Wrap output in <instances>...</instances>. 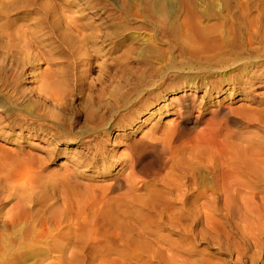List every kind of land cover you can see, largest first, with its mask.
Listing matches in <instances>:
<instances>
[{
    "label": "rangeland",
    "instance_id": "1",
    "mask_svg": "<svg viewBox=\"0 0 264 264\" xmlns=\"http://www.w3.org/2000/svg\"><path fill=\"white\" fill-rule=\"evenodd\" d=\"M149 1L154 0H148V4ZM195 1H172L174 24L182 26L183 34L191 31L189 20L185 19L192 15ZM250 5L254 9L264 7V0H252ZM169 18V14L163 16L148 6L147 0H0V193L12 195L0 207L13 204L14 195H23L30 199L29 206L36 203L34 207H40L29 223L35 226L30 231L26 228L17 233L21 226L5 228L4 238L10 251L1 255L0 264H264V182L253 188H238L244 195L254 194L253 203L258 209L251 222L239 218L232 206L226 208L217 200L209 217L194 221L193 243L173 259L166 250L144 247L142 242L150 240L137 237L143 228L148 232L160 230L177 242H185L188 237V222L179 220L183 229L165 224L168 216L164 206H156L159 202L151 198L156 188L174 187L169 164L162 163L159 174L138 191L148 203L142 209H132L122 198L99 199L97 203L84 188L110 183L118 173L125 177L135 155H142L141 150L127 143L133 137L139 140L151 131L154 123L157 126L153 129L160 131L176 117L168 107L149 114V110L143 109V100L132 108L119 110L113 119L108 118L116 88L123 83L125 90L131 89L138 81L136 74H166L161 78L160 90H169L163 96L169 101L173 98L174 102L177 97L187 98L186 102L192 100L190 117H203V123H216L212 115L216 104L239 107L244 102L251 112L259 105L264 107V78L246 88L242 85L231 89L232 84H222L223 93L233 90L235 95H210L212 98H207L203 105L205 89L211 81L219 78L218 74L226 73L230 78L239 69H221L212 76L188 68L170 69L168 64L172 60L179 63L187 54L175 46L177 37L172 33L173 26L167 23ZM241 25L236 22L230 38L227 34L228 45L240 50L243 40V45L250 49L261 48L260 43L252 45L247 34L238 32ZM209 30V35H216V26ZM144 41L163 51L165 59L158 61L157 54L149 51ZM206 55L209 54L201 58L207 59ZM83 76L86 79L82 81ZM195 81L200 89L190 88ZM246 92L249 99L239 101V96H246ZM225 95L228 98L223 99ZM159 101L153 107H159ZM173 105L178 108L176 103ZM138 111L146 115L143 128L136 130L138 125L131 124L129 116ZM249 117L248 113L238 115V132L258 129L264 118L247 123ZM106 118L115 125L112 131L101 129ZM202 126L192 124L188 128L197 130ZM59 140L71 145L58 144ZM91 141L95 148L90 147ZM69 157L80 158L83 163L76 159L72 162ZM161 159L165 161L164 157ZM185 161L175 167L176 172L183 168L190 171L184 180L190 183V195L204 189L218 195L214 174L198 162L189 158ZM73 166H80L85 175L81 177L85 197L80 206H65L57 184L61 183L65 169ZM123 192L124 188H118L108 195L119 196ZM66 197H70L69 192ZM34 198L38 200L31 202ZM202 201L200 198L198 207ZM236 206L244 210L247 205L237 201ZM50 209L57 212L56 217L48 216ZM7 218L0 214V225H8ZM46 219L54 222L50 225ZM159 220L160 227L154 229Z\"/></svg>",
    "mask_w": 264,
    "mask_h": 264
},
{
    "label": "bare ground",
    "instance_id": "2",
    "mask_svg": "<svg viewBox=\"0 0 264 264\" xmlns=\"http://www.w3.org/2000/svg\"><path fill=\"white\" fill-rule=\"evenodd\" d=\"M172 1L154 0L153 2L149 1L148 4L147 0V5L156 9L161 15H170L171 18H169L167 23L173 26L172 33L177 37L175 46H178L182 53L185 52L187 54L179 63L172 60L168 64L170 69L188 68L211 76L221 69L224 71L232 68L239 69V72L233 74L230 78H228L229 75L226 73L218 74L219 78L211 81L210 87L205 89L203 105L208 102L207 98H212L210 95H214L217 98H220L223 94H227L229 98L235 95L233 90L224 91L223 93L224 85L222 84H232L231 86L233 87L231 89L242 85L246 88L264 78V65H262L264 64V51L262 50L264 49V7L254 9L250 5L252 0H236V2L235 0H196L191 7L192 15L185 19V21L189 20L187 24L191 31L189 34H183L184 32L181 31L183 29L182 26L174 24L175 10L173 7L174 2ZM232 12H237L238 15ZM213 20H218L219 22L212 25L205 24ZM70 22L76 24L73 20ZM236 22L242 24L240 26L241 31L238 32L247 34L250 44L253 45V42L260 43L261 48L253 47L250 49V47L243 45V40L240 50H235L228 45L227 34L229 33L228 36L230 38V34L234 32L235 28L233 26ZM214 26H216V30H214L216 35H209L211 32L209 29H213ZM144 43L147 44L149 51L157 54L156 59L158 61L165 59V53L157 49L152 42L144 41ZM181 45L183 48H181ZM203 54H209L208 56L206 55L207 59L203 60L204 58H201ZM205 74L201 76L205 77ZM136 75L138 76V81L131 89L125 90V84L123 83L116 88L115 93L112 95L113 99L110 100V116L108 118L111 117L113 119L119 110L132 108L133 105L144 100L143 109L149 110V114H155L161 109L160 107H168L167 110L169 112L173 109L172 113L176 115L175 119L169 121L160 131L153 129V127L157 126V123H154V126L150 128L151 131L142 134L139 140H135L133 137L127 143L132 145L133 149L141 150L142 155L141 157L135 155L130 165L131 170L125 177H119L118 173L113 176L110 183L97 185L95 188L84 186V180L81 178L85 177L84 173L80 171V166H73L67 167L65 172L61 174V183L57 184V187L62 192L61 196H63L62 200L65 206L74 203L80 206L82 199L85 197V188L88 191V197L92 198V200L96 199L97 203L99 199L110 198L117 200L122 198L124 204L132 205V209L136 207L142 209V207H148V203L141 198L138 191L150 178H155L159 174L162 163L165 165L169 164V174L174 177V187H162V190L156 188L152 191L151 198L152 201L159 202L156 206H164V212L168 216L166 222L164 221L165 224L169 223L173 228L180 229L184 225L179 221L180 219H185L188 222L186 225L188 237L185 242H177L172 240L169 235L159 233L160 230L148 232L144 228L139 230L137 237L150 240V242H142L144 247L166 250L170 253L171 259H173L178 255V252L189 248L193 243L194 221L201 216L209 217L211 215V207L217 200L222 201L226 208L232 206L234 213L245 221L251 222V218L257 216L255 211L258 207H256V203H253L254 194L244 195L239 193L238 188L241 186L253 188L255 185L264 182V118L260 120L259 127L256 130L244 129V132L240 133L236 128L240 126L239 114L248 113L250 117L246 122L249 123L264 117V107L259 105L251 112L249 108L244 106L246 105L244 102L239 107H222L216 104L214 105L216 107L212 110L216 123L208 120L203 123V117H196V119L190 117L191 109L193 108L192 100L191 102H186L187 98L177 97L174 102L172 101L173 98L169 101L167 97L163 96L169 90L167 88L160 90L161 78H164L166 74ZM81 79L82 81L85 80L86 76ZM206 83L208 82L203 81V84ZM190 85V88H194V90L199 88L196 81ZM214 91H216V94L213 93ZM247 92L246 96L240 95L238 100H248ZM145 93L148 95H144ZM190 93L189 91L184 93V95ZM227 96L225 95L222 98L224 99ZM54 98L57 99L56 93ZM159 100L164 101L165 104H161L160 102L162 101ZM158 101L159 107H153ZM174 103H176L177 109H175ZM145 115L138 111L134 116H129L131 124L138 125L136 130L143 128ZM108 118L101 125V129H105V132L107 130L112 131L115 128V125L112 122L110 123ZM220 121H225V123L217 125ZM192 124H203V126L197 130L188 128ZM57 143L66 145V147L71 145L69 141L64 142V140H59ZM89 145L95 148V144L92 141ZM96 145L99 146L100 142L97 141ZM162 157H164V162L161 159ZM185 158L202 164V168L205 171L214 174L218 195L214 192L208 193L205 189L196 195L194 193L190 195V183L184 181L188 178L190 171L183 168L176 172L175 167L177 163L186 162ZM69 159L72 162H75L74 160L76 159L78 163H83L80 158L69 157ZM138 165L139 168L136 169ZM118 188H124V192L119 196L108 195ZM92 189L93 193L90 192ZM68 192L70 197H66ZM10 196L12 195L5 192L0 193V204L2 201H7ZM200 198L203 201L200 205L201 207H198ZM14 199L15 202L9 207H0V214L8 216V225L3 223L0 225V257L10 251V245L7 244L4 238L7 232L4 231L5 228L9 226L14 229L17 226H21V230H17V233H22L26 228H29L30 231L35 226H29V223L40 209V207H34L36 203H34V206H29L30 199L23 195H14ZM37 200L38 198H34L31 199V202H36ZM237 201L245 202L246 208L242 210V208L237 207ZM177 203H179V206H175ZM110 205L108 204L107 207H110ZM157 215V210H155V216ZM48 216L54 218L57 216V212L50 209ZM162 218L164 217L160 219ZM5 220L3 219L2 221L4 222ZM45 222L51 225L54 221L46 219ZM161 223L162 221L159 220L154 229L160 227ZM261 225L262 222L259 221L258 226ZM19 235L22 236V234Z\"/></svg>",
    "mask_w": 264,
    "mask_h": 264
}]
</instances>
